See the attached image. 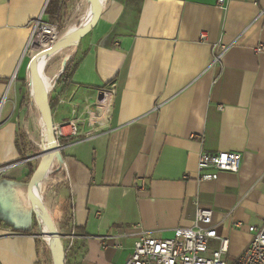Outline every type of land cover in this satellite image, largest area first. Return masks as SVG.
Instances as JSON below:
<instances>
[{
	"label": "crops",
	"instance_id": "obj_1",
	"mask_svg": "<svg viewBox=\"0 0 264 264\" xmlns=\"http://www.w3.org/2000/svg\"><path fill=\"white\" fill-rule=\"evenodd\" d=\"M46 1L0 0V168L9 167L0 175V264H42L31 204L41 162L29 133L42 123L46 139L47 129L34 83L51 123L75 120L80 131L65 133L62 162L52 161L37 190L42 217L72 244L65 264H125L140 232L170 238L192 226L198 207L212 211L228 240L227 260L238 257L248 228L264 221V52H255L264 45V0L223 8L216 0H93L90 29L50 55L45 79L39 64L29 104L35 54L27 47L32 22L48 21ZM74 2L61 8L70 18L60 40L73 42L86 20L88 0ZM220 47L227 50L215 61ZM70 60L64 87L57 82ZM217 152L239 153L238 173L198 181L200 154Z\"/></svg>",
	"mask_w": 264,
	"mask_h": 264
},
{
	"label": "built area",
	"instance_id": "obj_2",
	"mask_svg": "<svg viewBox=\"0 0 264 264\" xmlns=\"http://www.w3.org/2000/svg\"><path fill=\"white\" fill-rule=\"evenodd\" d=\"M50 0L46 1L48 4ZM219 7H224L225 0H216ZM58 28L55 24L38 17L32 22V31L28 41V51L50 48L58 40ZM200 40H205L200 33ZM221 52L214 60L227 50L220 47ZM255 52L263 53L264 45L255 48ZM4 98L0 102V109ZM68 126L67 136H79L76 121L64 122L61 125L52 124V135L59 149L61 140L66 136L63 127ZM241 155L236 152L202 153L197 161L198 181H215L218 173L237 174L240 168ZM9 167L0 168V175ZM248 231L251 239L245 250L232 261L227 260L228 240L218 235L216 226L212 223V211L198 207L192 226L177 227L170 238H158L148 232H140L133 242L132 252L125 264H264V221L260 226H250ZM74 240L73 236L68 237ZM215 242L217 247L211 248ZM72 244H69V247ZM66 263V262H65Z\"/></svg>",
	"mask_w": 264,
	"mask_h": 264
},
{
	"label": "water",
	"instance_id": "obj_3",
	"mask_svg": "<svg viewBox=\"0 0 264 264\" xmlns=\"http://www.w3.org/2000/svg\"><path fill=\"white\" fill-rule=\"evenodd\" d=\"M93 0H88V14L86 17V20L83 24V26L81 27V29L79 30V32L76 35L75 40L72 42L70 40H59L58 42H55L50 48L43 50L39 53L36 54L35 57H33V59L31 60L30 63V72L32 74L33 72V66L35 64V62L37 61V59L41 56V55H50L53 54L63 48H67L69 46H73V45H77L79 40L88 32V30L90 29L92 22H93V14H92V7H93ZM40 89L38 91V94H40V101H41V106H42V116H41V120L44 123V125H46L48 127V130L46 132V134L48 135L49 138V143L51 145V149L52 152H47L45 154H40L39 157H42V161L41 164L39 166V168L37 169L34 177H33V183H32V191H31V204L33 207V210L38 218V222L40 223V225L42 227H44L45 232L41 235V237H49L53 240V242L56 245V250H55V255H54V261L55 264H65V256L63 253V250L60 246V242H59V238L63 237L60 235H57L52 228L49 226L48 222L45 220V218L42 217L40 210H39V203L37 200V190L39 187V184L41 183V178L42 175L47 167V165L49 164L50 160L53 158L54 155H56L57 159L59 162H62V157L60 155V150L53 138L52 135V123L50 121V114H49V108H48V103L47 101L43 98Z\"/></svg>",
	"mask_w": 264,
	"mask_h": 264
},
{
	"label": "rangeland",
	"instance_id": "obj_4",
	"mask_svg": "<svg viewBox=\"0 0 264 264\" xmlns=\"http://www.w3.org/2000/svg\"><path fill=\"white\" fill-rule=\"evenodd\" d=\"M73 5H76L78 8L81 6V4L78 2V0H75L74 4H72V6ZM66 15H67V12H65V14H62V17L60 15L59 19L57 21L50 22V23L55 24L57 26V28H58V36H57L58 40H57V42L61 38H63V34L65 33L66 29L68 28V27L66 28V24H67V22H68L70 17L68 18V17H66ZM73 20L78 22L77 25H79L80 21H78V18H76V16H75V19H73ZM74 24H75V22H71V23L69 22V25H74ZM69 25H67V26H69ZM73 46H75V45H73ZM71 47L72 46H69L68 48H66L67 50H65V52H67L68 49H70ZM39 51L40 50H38V49L37 50H33V52L35 54L33 57H35L36 54L39 53ZM49 56L47 58L46 64L44 62L42 68L40 66V69L43 70V74H42L41 77H43L44 79L46 78V76L48 74L49 65L52 63L51 62L52 60L50 59L51 56L50 57ZM36 64H40V63L36 62ZM35 69H36V66H35ZM32 80H33L32 74H31V72H29L28 81L24 85V87L26 88V93H24V97L27 98V103H29V104L32 103L31 100H30L31 91L33 90L32 89L33 88V81ZM50 112H49V114H50ZM40 129L43 130L42 123H41V128H40V124H39V127H37L35 130L30 131V133H29V136H30V138H32L33 143L36 144V148L34 147L35 149L30 150V151H33V153H37V154H34V158H35L36 161L38 160L39 163L42 160V157H39L40 154H42L44 152L45 148H48V146H47V136H46V139H45V136H43L42 130H40ZM96 129L100 130V128H96ZM77 131L80 133L78 128H77ZM63 132L66 133V132H69V130L68 129H67V131L63 130ZM43 140H45V142ZM25 142H26V136H25ZM60 155H61V150H60ZM55 159L57 160V158H55ZM55 159H54V162H55ZM55 165H56V163L53 164V166H55ZM51 168H50V170H51ZM43 232H45V229L42 226L39 225L38 233L40 235H42ZM54 232L56 234H58L57 231H54ZM58 235L62 236L63 234L59 233ZM40 239L42 240L41 241V244H42L41 245V252H42V250L44 252L43 253V257H42V264H55L54 257L52 256V251H51V249L49 247V243L47 242L46 237H42ZM59 242H60V246H61V248L63 250L64 256H65V262H66V261H68V257H69V254H70L69 251H71V249H72L71 247L68 248L70 241L66 240V239H63V237H60L59 238Z\"/></svg>",
	"mask_w": 264,
	"mask_h": 264
},
{
	"label": "trees",
	"instance_id": "obj_5",
	"mask_svg": "<svg viewBox=\"0 0 264 264\" xmlns=\"http://www.w3.org/2000/svg\"><path fill=\"white\" fill-rule=\"evenodd\" d=\"M66 1L67 0H50L48 2L45 14L48 17L49 22H54L59 19L61 8ZM74 69H75V65L73 64V60H70L66 64L63 70V73L61 74L57 84L63 83L64 87H67L68 85H70L71 76L73 74ZM64 219L66 220L67 218H64Z\"/></svg>",
	"mask_w": 264,
	"mask_h": 264
},
{
	"label": "bare ground",
	"instance_id": "obj_6",
	"mask_svg": "<svg viewBox=\"0 0 264 264\" xmlns=\"http://www.w3.org/2000/svg\"><path fill=\"white\" fill-rule=\"evenodd\" d=\"M46 56H47V55H41V56L37 59V61L40 63L41 68H42V66H43V59H44ZM37 61H36V62H37ZM36 62H35V64H34V66H33V72H32V78H33V80H35V81H36V77H37V73H36V71L39 69V64L37 65ZM35 66H36V69H35ZM34 85H35L34 88L37 90L36 93H37L38 98H39V97H40V94H38V91H39L40 88H38V84H35V83H34ZM40 92H41V89H40ZM40 92H39V93H40ZM39 105H40V101H39ZM45 127H46V129L48 130V127H47L46 125H45ZM47 146L50 147V148L48 149V151L43 152V154H44V153H47V152H52L51 145H50V143H49L48 135H47ZM55 158H57L56 155H54L53 158L50 160V162H49V164L47 165V167H46L44 173L46 172V170L48 169V167L50 166V164L52 163V161H53ZM44 173H43V174H44Z\"/></svg>",
	"mask_w": 264,
	"mask_h": 264
}]
</instances>
